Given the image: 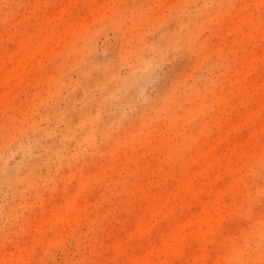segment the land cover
<instances>
[{
    "label": "rangeland",
    "instance_id": "obj_1",
    "mask_svg": "<svg viewBox=\"0 0 264 264\" xmlns=\"http://www.w3.org/2000/svg\"><path fill=\"white\" fill-rule=\"evenodd\" d=\"M0 264H264V0H0Z\"/></svg>",
    "mask_w": 264,
    "mask_h": 264
}]
</instances>
